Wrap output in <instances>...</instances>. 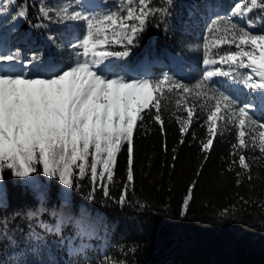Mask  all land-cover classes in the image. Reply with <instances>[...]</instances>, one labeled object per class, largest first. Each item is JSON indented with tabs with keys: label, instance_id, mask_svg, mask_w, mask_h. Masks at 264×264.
I'll return each instance as SVG.
<instances>
[{
	"label": "trees",
	"instance_id": "trees-1",
	"mask_svg": "<svg viewBox=\"0 0 264 264\" xmlns=\"http://www.w3.org/2000/svg\"><path fill=\"white\" fill-rule=\"evenodd\" d=\"M39 2L18 0L20 5L30 6L29 16L15 22L9 19L15 14L13 10L0 14V37L15 47L18 38L28 36L43 49L49 45V35L59 43L69 29L80 31L82 22L69 21L65 25L38 19ZM46 2L58 5L66 0ZM120 2L98 0L93 8L103 12L114 9ZM243 3L244 0H173L169 5L167 0H153L154 7L167 8L169 14L150 17L129 57L112 58V63L134 74L132 70L138 71L147 62V77L167 73L194 84L206 67H210L203 64L202 45L207 36L211 46L218 35L207 31L211 20L231 14L237 4ZM247 15L257 20L251 31L264 34L259 10ZM233 19L237 24L244 23L241 17ZM40 23L48 27H32ZM13 24L16 31L10 32ZM19 46L28 51L29 45L22 39ZM108 47L124 50L117 44ZM231 50H236L235 45L212 47L211 53L218 56ZM174 64L182 74L170 70ZM248 71L238 69L240 73ZM215 79L223 83L226 78ZM225 87L242 101L257 99L259 102L242 84L228 81ZM173 112L174 106L162 112L163 130L147 117L144 121L147 127L137 128L133 137V180H127L128 157L122 149L113 181L102 182L108 196L103 194L99 181L93 191L87 174L82 179L74 175L76 187L66 189L56 178L45 176L42 165H38V172L33 175L39 187L34 188L30 181L17 178L5 169V180L0 182L5 194L0 208V221H6L3 231L22 240L34 230L45 237L46 243H41L38 251L30 252L23 245L10 247L4 240L0 243V264H264V154L258 146L244 150L251 165L252 180L249 181L245 170L231 163L236 159L231 155L232 146L237 143L235 127L222 129L223 135L217 136L205 160L200 141L207 138L206 126H202L206 111L198 109L199 119L194 117L189 134L183 135L184 143H180L182 133L175 116L186 114L180 111L173 115ZM255 116L264 121V110L257 111ZM249 127L255 128L246 125V130ZM192 132L196 134L195 140ZM253 134L258 145L259 130ZM247 139L250 137L246 136ZM193 184L192 199L185 209L184 201ZM41 194L42 212L38 218L29 219L28 211L41 208ZM82 209L92 221L90 237H75L76 229L71 222L65 223L61 237L44 233L38 227L40 223L54 225L59 215L78 218ZM54 212L57 216L52 215ZM61 239L64 244H58ZM68 241L74 247L84 243L87 248L83 254L69 256Z\"/></svg>",
	"mask_w": 264,
	"mask_h": 264
},
{
	"label": "snow or ice",
	"instance_id": "snow-or-ice-1",
	"mask_svg": "<svg viewBox=\"0 0 264 264\" xmlns=\"http://www.w3.org/2000/svg\"><path fill=\"white\" fill-rule=\"evenodd\" d=\"M172 2L167 0L169 5ZM29 7L20 5L18 0H0V14L13 10L15 14L9 16L13 22L27 18ZM253 10H259L264 21V0H244L231 14L211 20L207 31L218 35L211 46L207 36L202 45L203 64L210 67L190 85L167 73L156 78L134 75L112 63V58L129 57L150 17L169 14L167 8L154 7L153 0H121L114 9L103 12L94 10L86 0H66L58 5L40 0L41 21L82 24L80 31L69 29L59 43L49 35V45L43 49L28 36L18 38L15 47L0 37V182L5 180L4 172L8 169L11 175L38 188L33 174L42 165L43 174L56 178L66 189L76 187L74 175L82 179L87 174L93 191L99 181L103 194L108 196L102 182L113 181L118 154L122 149L126 151L127 180L132 181L134 133L138 127H147L146 117L163 130L162 112L171 110V106L175 112L186 114L175 116L182 133L180 143H184L183 135L189 134L194 117L199 119L198 109L206 111L202 126H206L207 138L200 141L205 160L217 136L223 135L222 129L235 127L238 136L231 155L236 159L231 163L244 169L251 181V165L244 150L258 146L264 154V121L255 116L257 111L264 110V34L251 31L257 20L247 14ZM234 16L241 17L244 23L234 22ZM32 27L40 29L48 25L40 23ZM9 31H16L15 24ZM21 39L29 45L27 52L19 46ZM110 44L122 45L124 50H109ZM224 45H235L236 50L212 55V47ZM238 69L249 71L240 73ZM216 77L226 79L221 83ZM228 81L242 84L259 103L257 99L240 100L225 87ZM246 125L255 128L246 130ZM257 130L258 145L253 134ZM191 135L194 140L197 138L195 132ZM246 136L250 139L246 140ZM193 187L194 184L184 201L185 209L192 199ZM89 198H93L91 194ZM3 203L0 193V208ZM41 212L42 194L41 208L28 211L27 216L38 218ZM67 222L76 229L75 237H90L92 221L83 209L78 218L59 215L54 225L40 223L38 227L44 233L61 237ZM5 225L6 221H0V243L7 240L10 247L23 245L30 252L38 251L39 245L46 243L45 237L34 230L17 240L3 231ZM64 243V239L58 241ZM67 243L69 256L83 254L87 248L84 243L76 247L72 241Z\"/></svg>",
	"mask_w": 264,
	"mask_h": 264
},
{
	"label": "rangeland",
	"instance_id": "rangeland-1",
	"mask_svg": "<svg viewBox=\"0 0 264 264\" xmlns=\"http://www.w3.org/2000/svg\"><path fill=\"white\" fill-rule=\"evenodd\" d=\"M86 2L90 3L93 7L98 2V0H86ZM143 68H145V65L143 66ZM257 103H259V102L257 101ZM3 190H4L3 187L0 185V193H2L3 200H4L5 194H4V192H2Z\"/></svg>",
	"mask_w": 264,
	"mask_h": 264
},
{
	"label": "bare ground",
	"instance_id": "bare-ground-1",
	"mask_svg": "<svg viewBox=\"0 0 264 264\" xmlns=\"http://www.w3.org/2000/svg\"><path fill=\"white\" fill-rule=\"evenodd\" d=\"M173 70H175V71L178 72V73H182V71L179 70V67H178L177 65H175V68H174ZM145 73H146V72H145Z\"/></svg>",
	"mask_w": 264,
	"mask_h": 264
}]
</instances>
